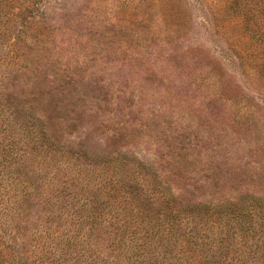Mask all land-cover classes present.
Segmentation results:
<instances>
[{"label":"rangeland","instance_id":"1","mask_svg":"<svg viewBox=\"0 0 264 264\" xmlns=\"http://www.w3.org/2000/svg\"><path fill=\"white\" fill-rule=\"evenodd\" d=\"M6 2L0 142L18 150L37 134L48 152L62 149L46 161L36 150L24 156L38 164L30 182L57 174L68 186L48 195L54 209L125 174L123 195L151 225L185 211L178 233L204 226L260 249L264 205L253 209L254 238L226 224L235 205L264 201V0ZM117 196L100 197L98 216L123 207ZM208 207L217 215L187 211Z\"/></svg>","mask_w":264,"mask_h":264},{"label":"trees","instance_id":"2","mask_svg":"<svg viewBox=\"0 0 264 264\" xmlns=\"http://www.w3.org/2000/svg\"><path fill=\"white\" fill-rule=\"evenodd\" d=\"M16 11L21 8L11 11V16L15 17ZM9 124L11 127L16 125ZM1 137L6 140L0 142V264H264V240L260 241V249L257 244L255 249H239L233 246L237 244L236 240L248 242V237H226L204 226L187 234L178 233L174 228L176 218L180 219L185 211L181 215L157 217L158 221L151 225L152 219L139 203L123 195L119 184L126 179L125 174L113 183L109 180L101 190H88L93 196L79 197L70 210L63 205L54 209L48 195L54 194V189L63 192L68 186L63 184L65 181H55L57 174H52L46 184L36 182L37 178L34 183L30 182L28 177H35L34 168L38 164L27 166L24 156L36 150L46 161L48 156L62 149L55 147L48 152L36 134L23 142L24 147L32 145L30 152L24 147L14 150L13 140ZM43 183L45 186L41 188ZM102 194L113 200L120 194L123 199L119 204L123 207L117 204L114 214L109 210L106 216H98L100 208L96 202L100 197L104 200ZM158 199L164 200L163 196ZM39 205V213L43 216L35 212L38 224H32L29 211ZM259 205H264V201L252 203L251 210L235 205L226 227L230 221L235 222L238 231L254 238L256 234L252 233L257 230L258 220H254L253 209ZM206 209L190 208L187 211L217 215L216 210ZM61 211L62 215L57 214Z\"/></svg>","mask_w":264,"mask_h":264}]
</instances>
